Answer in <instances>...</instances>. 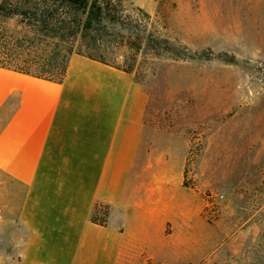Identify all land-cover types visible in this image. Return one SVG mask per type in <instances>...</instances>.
<instances>
[{
  "label": "crops",
  "instance_id": "0c3cea01",
  "mask_svg": "<svg viewBox=\"0 0 264 264\" xmlns=\"http://www.w3.org/2000/svg\"><path fill=\"white\" fill-rule=\"evenodd\" d=\"M0 178L24 189L0 215V264H186L206 252L182 164L149 134L133 74L73 55L63 83L0 68ZM109 206L106 225L91 221Z\"/></svg>",
  "mask_w": 264,
  "mask_h": 264
},
{
  "label": "rangeland",
  "instance_id": "374dc122",
  "mask_svg": "<svg viewBox=\"0 0 264 264\" xmlns=\"http://www.w3.org/2000/svg\"><path fill=\"white\" fill-rule=\"evenodd\" d=\"M117 3L124 25L101 54L134 69L149 95L151 139L175 150L183 189L208 226L206 252L186 264H264V0ZM151 36L168 40L171 53L158 55ZM13 107L0 109V128ZM23 194L0 178L7 225Z\"/></svg>",
  "mask_w": 264,
  "mask_h": 264
},
{
  "label": "trees",
  "instance_id": "16d2710c",
  "mask_svg": "<svg viewBox=\"0 0 264 264\" xmlns=\"http://www.w3.org/2000/svg\"><path fill=\"white\" fill-rule=\"evenodd\" d=\"M118 5L117 0H0V68L61 84L75 54L116 67L101 51L107 52L113 30L124 25ZM150 41L157 54L173 49L163 38ZM108 217L109 206L97 204L91 221L104 226Z\"/></svg>",
  "mask_w": 264,
  "mask_h": 264
}]
</instances>
